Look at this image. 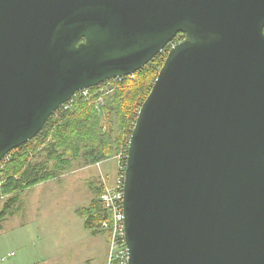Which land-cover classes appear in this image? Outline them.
Returning <instances> with one entry per match:
<instances>
[{
    "label": "water",
    "instance_id": "1",
    "mask_svg": "<svg viewBox=\"0 0 264 264\" xmlns=\"http://www.w3.org/2000/svg\"><path fill=\"white\" fill-rule=\"evenodd\" d=\"M178 35L129 141V264H264V0H0V162Z\"/></svg>",
    "mask_w": 264,
    "mask_h": 264
},
{
    "label": "trees",
    "instance_id": "2",
    "mask_svg": "<svg viewBox=\"0 0 264 264\" xmlns=\"http://www.w3.org/2000/svg\"><path fill=\"white\" fill-rule=\"evenodd\" d=\"M182 39L178 35L173 42ZM172 43L134 75L109 80L88 89L87 95L74 96L67 108L49 118L33 140L11 151L0 162V203L15 205L18 196L29 189L118 157L122 177L139 111ZM89 188L90 204L79 211L85 219L84 226L92 235L104 234L108 240L101 228L110 216L100 200L106 186L102 179L95 178L89 182ZM8 213L0 212V225Z\"/></svg>",
    "mask_w": 264,
    "mask_h": 264
},
{
    "label": "rangeland",
    "instance_id": "3",
    "mask_svg": "<svg viewBox=\"0 0 264 264\" xmlns=\"http://www.w3.org/2000/svg\"><path fill=\"white\" fill-rule=\"evenodd\" d=\"M118 166L119 160L115 159L107 161L104 166L77 169L63 176L62 180L47 182L21 193L15 205L0 203V212L9 211V216L0 225V264H12L17 256L23 257L22 264H34L40 257L43 261L49 258L53 264H83V261L89 264L95 247H100V252L95 251L97 264H104L108 253L106 237L101 234L94 238L85 229V219L79 211L89 203V182L100 178L109 183L103 172L113 180L118 174ZM37 228L41 232L34 240L33 232ZM34 241L38 244L36 249ZM21 246L26 249L19 252ZM11 252L17 255L3 262L2 257Z\"/></svg>",
    "mask_w": 264,
    "mask_h": 264
},
{
    "label": "built area",
    "instance_id": "4",
    "mask_svg": "<svg viewBox=\"0 0 264 264\" xmlns=\"http://www.w3.org/2000/svg\"><path fill=\"white\" fill-rule=\"evenodd\" d=\"M174 44L176 43L173 42L171 44V47ZM78 94L87 95L88 89L77 92L74 96H77ZM70 101L62 105L59 109L67 108L68 103ZM120 158L121 157H118L117 159L119 160V163H120V169L121 171H123ZM99 165L100 164H98V166ZM123 187H124V175H122V177H119V179L117 180L114 186L108 187L106 185L105 192L100 197L101 202L104 203V205L108 208V211L110 214L108 218L109 220H104L101 223V228L108 235V253H107V259H106L105 264H129V254H128V248H127V243H126V238H125V228H124V189ZM14 255L15 253L12 252L8 254V256L6 257H2L1 260L5 262L7 261L9 257H12Z\"/></svg>",
    "mask_w": 264,
    "mask_h": 264
},
{
    "label": "crops",
    "instance_id": "5",
    "mask_svg": "<svg viewBox=\"0 0 264 264\" xmlns=\"http://www.w3.org/2000/svg\"><path fill=\"white\" fill-rule=\"evenodd\" d=\"M115 159H117V158H115ZM115 159H111V160H115ZM105 163L106 162H104V163H101L100 165L101 166H104L105 165ZM118 174H117V176H115L114 177V179L112 180L111 179V177L109 178L108 177V173L107 172H103L104 174H105V178L107 179V181L109 182V183H106L105 182V180L104 179H102V181L103 182H105L104 184H105V186L107 185L108 187H112V186H114L115 185V183L117 182V180L119 179V177H120V175H121V169H120V167L118 166ZM119 170H120V172H119ZM102 171V170H101ZM58 180H62V178H60V179H58ZM54 181V180H53ZM51 182V181H50ZM44 184V183H43ZM41 185V184H40ZM19 200H20V195L18 196V202H19ZM88 205L87 206H85V207H88L89 206V204H90V199H89V197H88ZM35 207H37V205H34ZM85 207H83V208H85ZM9 216V213L7 214V215H5L4 217H3V219H2V222L7 218ZM84 223H85V221H84ZM2 224V223H1ZM85 227V226H84ZM86 229V228H85ZM88 231V230H87ZM41 232V229H39V228H37L36 230H35V232H33V234H34V240L36 239V235L38 234V233H40ZM89 232V231H88ZM90 233V232H89ZM91 234V233H90ZM92 235V234H91ZM101 234H99V235H92L94 238H97L98 236H100ZM102 235H104V234H102ZM107 240V239H106ZM34 244H33V247H35V249L37 248V246H38V244L34 241L33 242ZM107 244H108V240H107ZM94 245H96V243H94ZM48 248H50L49 246H48ZM92 248V247H91ZM91 248H90V246H89V250H91ZM22 249H26V246H21L20 247V249H19V252H21V250ZM50 250V249H49ZM96 250H98L99 252H100V247L97 249L96 247L95 248H93V255L91 256V259L90 260H88V262H89V264H97V262H96V254H95V251ZM12 253V252H11ZM15 253V252H14ZM8 254H10V253H8ZM8 254L6 255V256H8ZM17 254L15 253V255L14 256H12V257H9L8 259H7V261L10 259V258H13V257H15ZM6 256H4V257H6ZM23 257H20V258H18V256H17V258L16 259H14L12 262V264H22L23 263V259H22ZM37 261V262H36ZM55 261V260H54ZM91 261V262H90ZM6 262V261H5ZM36 262V263H35ZM105 263H106V261H105ZM104 263V264H105ZM34 264H53L52 263V261L48 258L47 260H42V257H40V258H37L35 261H34ZM77 264H79V263H77ZM83 264H84V261H83Z\"/></svg>",
    "mask_w": 264,
    "mask_h": 264
},
{
    "label": "flooded vegetation",
    "instance_id": "6",
    "mask_svg": "<svg viewBox=\"0 0 264 264\" xmlns=\"http://www.w3.org/2000/svg\"><path fill=\"white\" fill-rule=\"evenodd\" d=\"M169 44H170V43H169ZM169 44H168V45H169ZM164 50H165V49H164Z\"/></svg>",
    "mask_w": 264,
    "mask_h": 264
}]
</instances>
